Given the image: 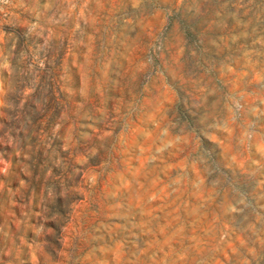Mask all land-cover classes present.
<instances>
[{"label": "rangeland", "instance_id": "374dc122", "mask_svg": "<svg viewBox=\"0 0 264 264\" xmlns=\"http://www.w3.org/2000/svg\"><path fill=\"white\" fill-rule=\"evenodd\" d=\"M0 264H264V0H0Z\"/></svg>", "mask_w": 264, "mask_h": 264}]
</instances>
